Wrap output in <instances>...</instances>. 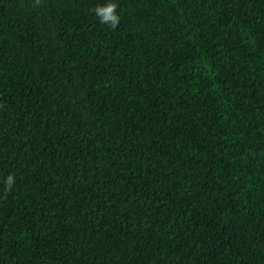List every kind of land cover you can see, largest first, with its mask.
<instances>
[{"label":"trees","instance_id":"trees-1","mask_svg":"<svg viewBox=\"0 0 264 264\" xmlns=\"http://www.w3.org/2000/svg\"><path fill=\"white\" fill-rule=\"evenodd\" d=\"M102 2L0 0V264H264V0Z\"/></svg>","mask_w":264,"mask_h":264},{"label":"clouds","instance_id":"clouds-1","mask_svg":"<svg viewBox=\"0 0 264 264\" xmlns=\"http://www.w3.org/2000/svg\"><path fill=\"white\" fill-rule=\"evenodd\" d=\"M117 9L118 3L116 0H103L102 3H98L94 7L93 12L101 25H106L111 30H115L121 19ZM15 183V175L9 173L4 177V190L11 191Z\"/></svg>","mask_w":264,"mask_h":264}]
</instances>
